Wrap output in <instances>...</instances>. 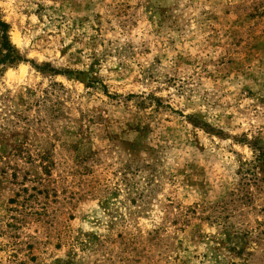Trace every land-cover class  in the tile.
Here are the masks:
<instances>
[{
  "label": "rangeland",
  "instance_id": "1",
  "mask_svg": "<svg viewBox=\"0 0 264 264\" xmlns=\"http://www.w3.org/2000/svg\"><path fill=\"white\" fill-rule=\"evenodd\" d=\"M0 13V264H264V0Z\"/></svg>",
  "mask_w": 264,
  "mask_h": 264
},
{
  "label": "trees",
  "instance_id": "2",
  "mask_svg": "<svg viewBox=\"0 0 264 264\" xmlns=\"http://www.w3.org/2000/svg\"><path fill=\"white\" fill-rule=\"evenodd\" d=\"M9 28V23L2 18L0 13V66L1 63L14 62L20 59L14 45L10 42Z\"/></svg>",
  "mask_w": 264,
  "mask_h": 264
}]
</instances>
